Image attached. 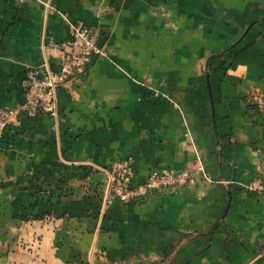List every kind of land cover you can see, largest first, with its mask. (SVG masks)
I'll list each match as a JSON object with an SVG mask.
<instances>
[{"label":"crops","instance_id":"crops-1","mask_svg":"<svg viewBox=\"0 0 264 264\" xmlns=\"http://www.w3.org/2000/svg\"><path fill=\"white\" fill-rule=\"evenodd\" d=\"M263 6L264 0H0V107L24 100L28 67L62 60L63 53L49 50L45 41L67 37L64 15L69 14L97 29L124 69L172 85L212 171L220 162L226 178H255L263 159L264 126L251 121L247 96L264 91ZM59 100L65 118L58 124L41 113L11 124L14 141L8 151L0 150L1 196L30 197L20 182L30 179L39 162H59L61 150L73 160L146 151L180 164L191 156L177 107L169 102L153 106L107 58H95L80 82L60 89ZM199 193L196 203L188 194L157 196L120 214L148 221L144 230L163 248L194 229L217 226L215 233L186 242L174 264L204 260L222 244L242 255L240 247L256 248L264 240V202L255 194L212 185ZM74 204L63 211H74ZM226 230L239 239L227 245Z\"/></svg>","mask_w":264,"mask_h":264},{"label":"rangeland","instance_id":"rangeland-1","mask_svg":"<svg viewBox=\"0 0 264 264\" xmlns=\"http://www.w3.org/2000/svg\"><path fill=\"white\" fill-rule=\"evenodd\" d=\"M260 18L264 21V6ZM109 60L140 86L145 99L153 106L169 102L164 97L168 94L174 97L172 85L167 80H157L148 75L137 77L112 56ZM231 60V56L226 58L224 69L231 66ZM205 71L213 72L209 67ZM82 76L71 79L65 87H73ZM247 101L251 121L264 126V91L250 92ZM23 103L24 100L14 107H2L6 111L0 116V150L3 152L8 151L14 141L11 124L19 126L23 117L41 113L53 119L55 124L65 118L59 97L50 112L29 113L23 110ZM177 109L191 152L183 163L173 164L157 152L146 151L103 160L90 155L73 160L61 150L59 162L34 165L29 171L30 179L20 182V186H27L30 197L14 201L12 192L0 195V264H174L177 253L186 242L215 233L217 226L207 230L194 229L176 244L163 248L144 230L143 225L148 221L121 215L128 206H142L157 196L182 199L186 194L196 203V195L199 196V190L204 185L225 187L229 193L235 188L255 194L257 200L264 202V179L261 178L264 151L261 152L263 159L258 169L259 176L239 179L232 175L226 178L219 167L220 162L218 171L210 169L193 137L183 106L180 104ZM228 165L233 171V164ZM73 202L75 208L71 210L74 211L64 212L62 207L66 204L72 206ZM224 233L227 245L239 239L231 230ZM243 246L245 250L239 248L244 253L241 255L222 244L218 250L210 249L211 256L189 264H264V240L256 248Z\"/></svg>","mask_w":264,"mask_h":264},{"label":"built area","instance_id":"built-area-1","mask_svg":"<svg viewBox=\"0 0 264 264\" xmlns=\"http://www.w3.org/2000/svg\"><path fill=\"white\" fill-rule=\"evenodd\" d=\"M64 19L67 37L61 42H56L53 38L45 41L49 50L56 48L63 53L62 60L60 62L46 60L25 70L24 111L29 113L53 111L59 91L68 81L84 75L95 58L111 57L92 26L72 19L69 14H65ZM164 97L176 107H180L170 94ZM5 114L6 111L0 107V116Z\"/></svg>","mask_w":264,"mask_h":264},{"label":"trees","instance_id":"trees-1","mask_svg":"<svg viewBox=\"0 0 264 264\" xmlns=\"http://www.w3.org/2000/svg\"><path fill=\"white\" fill-rule=\"evenodd\" d=\"M233 48H234V46H232V47L229 48V49H233ZM223 54H224V53H223ZM221 56H222V54H219V55H215V56H213V57L211 58V61H210L209 64H208V67H209V68H212L214 61H215L217 58H220Z\"/></svg>","mask_w":264,"mask_h":264}]
</instances>
